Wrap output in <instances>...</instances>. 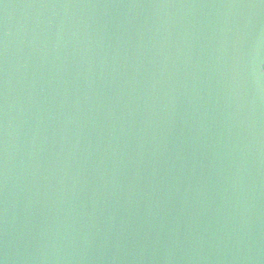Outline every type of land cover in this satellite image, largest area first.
I'll use <instances>...</instances> for the list:
<instances>
[{
    "label": "water",
    "instance_id": "95a60500",
    "mask_svg": "<svg viewBox=\"0 0 264 264\" xmlns=\"http://www.w3.org/2000/svg\"><path fill=\"white\" fill-rule=\"evenodd\" d=\"M261 62L264 0H0V264H264Z\"/></svg>",
    "mask_w": 264,
    "mask_h": 264
},
{
    "label": "snow or ice",
    "instance_id": "6c2138e0",
    "mask_svg": "<svg viewBox=\"0 0 264 264\" xmlns=\"http://www.w3.org/2000/svg\"><path fill=\"white\" fill-rule=\"evenodd\" d=\"M262 66H264V62H261L259 65V71L261 74H264V68H262Z\"/></svg>",
    "mask_w": 264,
    "mask_h": 264
}]
</instances>
